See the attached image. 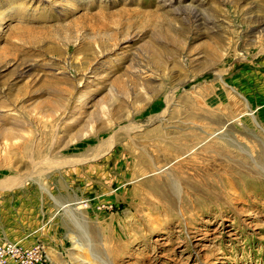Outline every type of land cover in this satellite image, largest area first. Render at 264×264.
<instances>
[{"label":"rangeland","instance_id":"1","mask_svg":"<svg viewBox=\"0 0 264 264\" xmlns=\"http://www.w3.org/2000/svg\"><path fill=\"white\" fill-rule=\"evenodd\" d=\"M8 241L49 264H264V0H0Z\"/></svg>","mask_w":264,"mask_h":264},{"label":"bare ground","instance_id":"2","mask_svg":"<svg viewBox=\"0 0 264 264\" xmlns=\"http://www.w3.org/2000/svg\"><path fill=\"white\" fill-rule=\"evenodd\" d=\"M193 18H194V21H196V23L198 25L203 24L204 19L197 12L193 14ZM156 55L161 57V54L158 51H156L155 56ZM167 146L173 150L182 148L181 147L182 145H180L177 142H170V143L167 142ZM143 157H145L144 153H143ZM149 161L146 160L145 164L146 163L149 164ZM142 162H143V160H142ZM167 187L171 190V191L170 190L169 191L172 192L173 195L177 194V192H178L177 185H176L174 180H169L167 183ZM65 220L69 224L73 225L74 230L71 232H74V234H75V239L77 240V246H79V247L81 246L79 248L80 252H82L83 249L85 248L89 253H91L96 259L99 260L100 259V257H99L100 252L95 248V244H94V240L97 237V233L95 232L93 235V233L91 231L89 232V228L86 226V223L83 222L82 219H80L78 214L74 213L71 210L67 211V216L65 217ZM92 231H94V230H92ZM46 252H47L48 259H49L48 251H46Z\"/></svg>","mask_w":264,"mask_h":264},{"label":"built area","instance_id":"3","mask_svg":"<svg viewBox=\"0 0 264 264\" xmlns=\"http://www.w3.org/2000/svg\"><path fill=\"white\" fill-rule=\"evenodd\" d=\"M0 264H49L44 246L0 242Z\"/></svg>","mask_w":264,"mask_h":264}]
</instances>
